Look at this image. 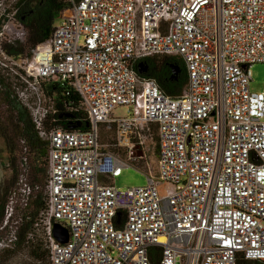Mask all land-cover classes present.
Listing matches in <instances>:
<instances>
[{
	"label": "built area",
	"instance_id": "1",
	"mask_svg": "<svg viewBox=\"0 0 264 264\" xmlns=\"http://www.w3.org/2000/svg\"><path fill=\"white\" fill-rule=\"evenodd\" d=\"M61 1L68 8L51 38L25 57L1 44L18 6L0 12V68L18 80L14 92L47 141L45 205L27 238H41L49 264L264 259V90L251 88V67L264 62V0ZM156 54L183 63L182 94L165 93L138 71L139 61ZM52 85L79 97L67 109L90 118L87 130L47 127L58 112ZM118 106L126 114L115 116ZM153 125L157 174L137 167L146 183L117 187L114 178L136 167L133 148ZM102 126L114 128L112 145L128 148V156L101 141ZM23 159L25 206L33 187ZM16 195L0 232L19 207ZM56 223L66 242L54 235ZM16 239L15 231L0 247Z\"/></svg>",
	"mask_w": 264,
	"mask_h": 264
},
{
	"label": "trees",
	"instance_id": "2",
	"mask_svg": "<svg viewBox=\"0 0 264 264\" xmlns=\"http://www.w3.org/2000/svg\"><path fill=\"white\" fill-rule=\"evenodd\" d=\"M16 18L26 30L24 41H3L2 47L6 53L15 57H25L31 54V48L49 40L55 25L60 20L68 4L61 0H18ZM0 20V27H1ZM147 60L152 62L148 71L141 73L143 76L156 80L160 88L167 94L177 96L184 91L188 76L183 63L175 56L156 54ZM177 67L174 72L173 68ZM15 77L5 75L0 68V136L4 140L8 158L11 163L13 177L17 174V162L21 146H25L29 153V175L33 186V195L28 203L20 209L21 222L17 227V239L14 248H4L0 251V261L8 259L17 248L26 246L31 261L24 264H49L48 252L40 237L28 239L27 234L32 229L34 220L45 205L43 184L46 176L45 154L47 141L42 140L32 123L29 109L18 99L13 89ZM56 85L47 88L48 93L56 97L58 112L47 121V127L62 125L66 129L87 130L91 120L80 112H69V101L78 104L79 97L75 93L67 95ZM73 104V105H74ZM21 141L23 144H21ZM28 162V157H27ZM11 178L12 182L15 178ZM39 184L41 186H39ZM36 186H39L36 188ZM9 186L5 185L0 192V225L4 219V208L8 200ZM238 264H264V259H246L240 256Z\"/></svg>",
	"mask_w": 264,
	"mask_h": 264
},
{
	"label": "rangeland",
	"instance_id": "3",
	"mask_svg": "<svg viewBox=\"0 0 264 264\" xmlns=\"http://www.w3.org/2000/svg\"><path fill=\"white\" fill-rule=\"evenodd\" d=\"M14 0H0V12L3 11V8H6L8 11H13L16 7ZM15 17V16H14ZM8 20H5V22ZM4 22V23H5ZM10 28L5 32L4 41L12 40V41H24L26 37V30L22 23L15 17L10 22ZM252 81L251 88L254 91L264 90V62H258L252 65ZM127 109L126 106H118L114 111L115 116H122L126 114ZM115 138V130L114 128L108 129L106 126L101 127V141L104 144H109V147L117 152H119L123 157L128 156V148L122 147L117 148L112 143ZM141 139L144 140L143 145L136 144L133 148L134 157L131 161L136 165L130 166L128 168L123 169L122 173L114 178V184L117 187H129L135 185H143L146 183V174L142 170L151 171L154 175L157 174V156H158V141H157V129L156 126H151V129L147 132V134H142ZM21 144L23 142L21 141ZM29 158L32 156L31 153L25 149V146H21L20 155L17 162L18 171L15 177H13V171L11 169V163L9 160L8 152L6 150L4 140L0 136V192L2 191L5 185L9 186V195L13 191H17V202L19 208L24 207L23 205V196L21 195L20 184H19V176L22 168V163L24 162L23 157ZM139 167L140 169H138ZM15 178L12 182L11 178ZM27 182L32 186L30 175L26 176ZM39 186H41L39 184ZM33 187V186H32ZM7 203V202H6ZM6 205V204H5ZM5 209V208H4ZM21 222V214L20 209L17 208V211L12 218V220L8 223V225L1 230L0 232V241H4V243H10L9 238H11L12 234L17 230L18 225ZM7 247H0V251ZM9 248V247H8ZM14 248L11 247V249ZM30 262L31 258L28 254V249L26 246H22L21 248H17L16 251L5 260L0 261V264H24L25 262ZM39 264V262H38ZM42 264H47L42 263Z\"/></svg>",
	"mask_w": 264,
	"mask_h": 264
},
{
	"label": "water",
	"instance_id": "4",
	"mask_svg": "<svg viewBox=\"0 0 264 264\" xmlns=\"http://www.w3.org/2000/svg\"><path fill=\"white\" fill-rule=\"evenodd\" d=\"M137 68H138L139 72L143 73L144 69H145L144 68V61H139L138 64H137ZM173 71L176 72L177 71V67H174ZM54 235L61 242H66L68 240V232H67V230L62 228V226L59 225L58 223H56L54 225Z\"/></svg>",
	"mask_w": 264,
	"mask_h": 264
},
{
	"label": "flooded vegetation",
	"instance_id": "5",
	"mask_svg": "<svg viewBox=\"0 0 264 264\" xmlns=\"http://www.w3.org/2000/svg\"><path fill=\"white\" fill-rule=\"evenodd\" d=\"M151 66H152V62L150 60L144 61V68H145L144 71L145 72L148 71L151 68Z\"/></svg>",
	"mask_w": 264,
	"mask_h": 264
}]
</instances>
